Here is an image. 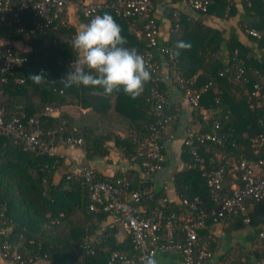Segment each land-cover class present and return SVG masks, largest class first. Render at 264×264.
I'll return each mask as SVG.
<instances>
[{
	"label": "trees",
	"instance_id": "1",
	"mask_svg": "<svg viewBox=\"0 0 264 264\" xmlns=\"http://www.w3.org/2000/svg\"><path fill=\"white\" fill-rule=\"evenodd\" d=\"M153 2L158 26L160 20L157 18V7H161L169 22L167 36L161 43L170 50L171 57L163 51L154 52L155 59L161 64V71L166 67L168 74L173 75L175 72L178 78L190 82L181 86L176 80L182 93L186 86L198 91V104L192 106L197 131L212 132L216 121L219 125L217 131L226 135L221 143L204 142L198 146V152L204 159L202 164L195 163L182 144L186 167L173 176L174 190L179 199L198 196L203 200L207 213L206 226L213 220L209 213L215 207L208 196L206 185V173L213 168V155L219 153L227 160L222 183L226 192L230 191V187L225 185V179L228 174L233 176V165L238 158H255L250 139L263 131L261 121L264 118V108L251 96V92L258 76L264 78L263 39L246 33L255 42V51L239 41L234 27L215 28L204 24L201 18L190 19L181 13L174 15V8L164 4L162 0ZM226 5L225 0H211L204 11L195 12L204 17L210 14L219 17L236 15L240 31H244L246 27H264V4L261 0H241L242 12H237L231 3L226 10ZM104 13L110 14L120 25L121 35L127 41L125 47L135 48L140 54L146 50L144 38L132 32V29L138 28L136 22L117 17L106 9L101 10L99 15ZM78 21L80 24L90 22L82 16ZM69 31L75 32L76 27H70ZM0 37L21 40L29 48L24 53L26 61L15 70L12 77L0 83V108L5 117L14 114L24 124L29 118H33L40 137L46 141L51 137L50 131L61 130L53 136L56 146H62L63 138L69 134L79 136L82 139L80 147L87 159L107 154L108 145L105 142L112 141L136 165L137 169L132 174L124 175L130 180L131 188H138L140 158L136 155L133 139L144 137L153 120L150 81L144 85L143 93L136 99L125 95L122 89L109 95L99 86L65 88L59 79L71 70L69 62L75 59L76 53L71 45L52 42L50 33L23 38L3 29L0 30ZM181 40L190 43L191 48L179 50L180 54L177 56L176 42ZM239 64L242 65L243 72L239 80H231ZM41 72L45 75V81L34 83L31 76ZM13 77L21 78L22 82L15 83ZM207 83L209 84L204 88ZM159 87L167 95L164 112L176 115L175 120L170 123L173 126L179 109L169 100L162 80ZM112 97L114 111L127 117L130 123L129 134L124 138L100 129V114L108 110ZM45 105L57 107L58 115H43ZM65 106H74L78 117H72L63 111ZM259 157L264 160V150H261ZM61 163L59 155L34 154L22 150L21 145L0 134V227L5 229L0 234V241L6 239L16 245L23 264H31L38 259L49 260L51 264H106L113 252L136 257L138 252L133 248L129 236L123 232L122 239L118 241L116 234L122 230L104 224L107 213L100 207L96 211L88 208L90 199L79 175L67 170L55 179V172ZM95 174L100 176L96 172ZM120 175L122 174L112 176ZM145 187H150L149 197H145L147 193L143 194L140 203L144 213H149L159 208L156 200L161 194L152 190L151 180ZM165 204L169 206L168 210H177V203L166 201ZM251 205L249 212L247 210L242 215L227 219L235 222L232 228L240 226L244 218L248 219L247 223L251 227L260 222L264 200L253 201ZM201 231L200 240L212 252L211 239ZM260 231H264V228ZM254 232V236L264 244V239L258 236L259 232ZM86 237L90 240L91 253L81 246ZM159 255L174 257L163 253ZM259 259V264H264V254Z\"/></svg>",
	"mask_w": 264,
	"mask_h": 264
},
{
	"label": "built area",
	"instance_id": "2",
	"mask_svg": "<svg viewBox=\"0 0 264 264\" xmlns=\"http://www.w3.org/2000/svg\"><path fill=\"white\" fill-rule=\"evenodd\" d=\"M261 1L264 4V0ZM183 2L191 10L204 11L211 0H183ZM225 2H227L225 8L228 10L230 1L225 0ZM103 9L138 24V28L132 29V32L144 38L146 42L147 48L141 54L145 57L151 73L149 93L153 115V120L148 125V133L140 139H133L136 144V155L140 158L138 188H131L130 180L124 174L100 177L89 166H80L78 169L77 175L81 178V183L90 199L88 208L96 211L100 207L105 211L107 220L104 224L125 232L133 248L138 252L136 257L113 252L106 264H142L147 255H154L157 258L162 253L173 255L182 264H209L211 251L199 236L207 218L200 197L180 198L177 202V210H168L169 206L165 204L167 200L158 198L156 202L159 208L149 213H144L140 203L143 194L147 193L145 197H149L150 187H145V184L161 168L164 160L162 143L166 137H172L167 132V128L176 118L175 114H167L163 110L164 104L167 103V95L166 91L159 87L162 71L161 64L154 57V52L163 51L168 53L169 57L171 53L161 43L153 0H0V30L5 29L7 33L13 32L23 38L50 33L52 42L71 45L72 38L77 32V29L75 32L69 31L70 27H76L70 21L71 16L77 19L82 16L90 21ZM177 14L178 12L175 11L174 15ZM246 33L255 38H262L264 45V27L248 28ZM14 41L0 37V83L12 77L15 70L27 59L24 53L29 48H20ZM72 61L69 62V66ZM242 72L243 67L239 64L230 79L239 80ZM173 75L181 86L183 83L190 84L189 81L178 78L177 73L173 72ZM13 81L21 83L22 79L13 77ZM208 84L204 85V88ZM183 96L191 106H197L198 91L186 86ZM251 96L264 108L262 76H258L253 83ZM58 113L59 109L50 105H45L42 110V114L49 117H55ZM35 123L36 120L29 118L24 124L14 114L5 117L3 109L0 108L1 135L21 145L22 150L34 154L59 155L54 152L57 146L53 142V136L61 130L50 131L51 137L46 141L40 137ZM261 124L263 131L250 139V147L255 158L244 156L238 158L233 165V176L238 183L230 187L229 192L222 188L227 160L219 153L213 155V168L206 173V185L208 196L215 203V207L209 213L214 221L242 215L253 201L264 200V170L260 168L262 161L259 158L261 150H264V118ZM218 129V122L215 121L212 132H199L191 128L186 130L182 142L195 163L202 164L204 161L198 152L199 145L204 142L221 143L226 138L223 132L217 131ZM62 141V147L65 149L76 148L82 143V139L73 134L65 136ZM247 220V218L243 219L245 222ZM4 231L5 229L0 227V234ZM258 236L264 239V231H260ZM89 244L90 240L86 237L82 240L81 246L86 252L91 253ZM0 257L14 264H23L17 246L6 239L0 241ZM159 264L170 263L159 261Z\"/></svg>",
	"mask_w": 264,
	"mask_h": 264
},
{
	"label": "crops",
	"instance_id": "3",
	"mask_svg": "<svg viewBox=\"0 0 264 264\" xmlns=\"http://www.w3.org/2000/svg\"><path fill=\"white\" fill-rule=\"evenodd\" d=\"M164 4L173 7L175 11L185 15L190 19L201 18L204 24H208L215 28H229L234 27L238 32L239 41L250 47L253 50L256 49L255 42L247 37L246 28L244 31L238 29L237 16L219 17L215 14L209 16H202L191 10L186 6L183 0H162ZM237 12H242L241 0H229ZM163 6V5H161ZM157 18L159 21V35L161 40H165L168 29V18L165 13L162 12L161 7H157ZM75 20L79 23L75 16H71L70 21L73 25H76ZM77 29V28H76ZM15 45L20 48H26L22 44L21 40H15ZM194 77V76H193ZM161 80L168 91V98L171 102H174L179 109V115L176 123L172 126H168L167 132L172 137L165 138L162 143L164 160L161 168L157 170L151 179V188L154 191H159L160 198H164L167 201L177 203L179 198L174 190L173 176L176 172L183 170L186 167V161L183 157V137L186 130L196 129L194 121V111L192 106L188 103L187 99L183 96V93L176 85L174 75L168 74L167 68L162 69ZM114 98L109 100L108 110L100 114V129L111 132L120 138H124L129 134L130 123L127 117L116 113L113 109ZM67 114L72 117H78V113L74 106H65L62 108ZM108 145L107 154L96 157L93 159H87L84 156L82 147L77 146L73 149H65L62 146H57L54 152L59 154L62 160V165L55 172V179L60 176L63 171H69L72 174L77 175L80 166H89L97 174L102 177L112 176L124 173L132 174V171L136 170V165L128 158L124 156L122 151L114 146L112 141L105 142ZM260 158V157H259ZM262 161L260 168L264 170V160ZM229 176L225 179V185L232 187L237 184L235 177ZM252 209V205H249L248 212ZM105 223V222H104ZM235 224L231 220L214 221L205 226L202 229V234L209 237L211 243V258L209 264H259V258L264 254V244L255 237V230L259 232L264 228V210L263 217L255 227H251L247 222L242 221L240 226L232 228ZM8 230V229H7ZM123 237V231L116 234V239L119 241ZM160 262H169L170 264H182L176 257L160 256L157 257ZM0 264H14L11 261L4 260L0 257ZM31 264H51L49 260L38 259Z\"/></svg>",
	"mask_w": 264,
	"mask_h": 264
},
{
	"label": "clouds",
	"instance_id": "4",
	"mask_svg": "<svg viewBox=\"0 0 264 264\" xmlns=\"http://www.w3.org/2000/svg\"><path fill=\"white\" fill-rule=\"evenodd\" d=\"M121 27L108 13L96 15L86 24H82L71 41L76 53L68 71L59 82L65 88L72 86H99L106 94L114 91L123 93L132 99L139 97L144 85L151 79L145 57L135 48H128ZM179 50L191 48L185 41L176 42ZM34 83L45 81L43 72L31 76ZM142 264H159L154 255H147Z\"/></svg>",
	"mask_w": 264,
	"mask_h": 264
},
{
	"label": "rangeland",
	"instance_id": "5",
	"mask_svg": "<svg viewBox=\"0 0 264 264\" xmlns=\"http://www.w3.org/2000/svg\"><path fill=\"white\" fill-rule=\"evenodd\" d=\"M75 23H76V25H77L76 28H77V31H78V30L80 29V26H81V25H79L78 22H77L76 20H75Z\"/></svg>",
	"mask_w": 264,
	"mask_h": 264
}]
</instances>
